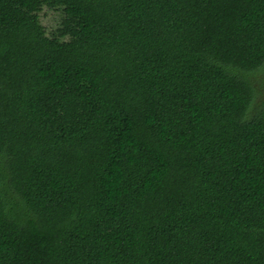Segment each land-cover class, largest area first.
I'll list each match as a JSON object with an SVG mask.
<instances>
[{"label":"trees","instance_id":"1","mask_svg":"<svg viewBox=\"0 0 264 264\" xmlns=\"http://www.w3.org/2000/svg\"><path fill=\"white\" fill-rule=\"evenodd\" d=\"M262 80L264 0H0V264H264Z\"/></svg>","mask_w":264,"mask_h":264},{"label":"rangeland","instance_id":"2","mask_svg":"<svg viewBox=\"0 0 264 264\" xmlns=\"http://www.w3.org/2000/svg\"><path fill=\"white\" fill-rule=\"evenodd\" d=\"M52 16H53V14L51 13V14L48 15V17H46L45 23H46V25L48 27H52L53 23H55V22H53ZM263 81L264 80L259 81L257 83V86L260 87L259 89H260V92H261L256 98V104L257 105H260V104H262L264 102V82ZM260 101H262V103H260Z\"/></svg>","mask_w":264,"mask_h":264}]
</instances>
